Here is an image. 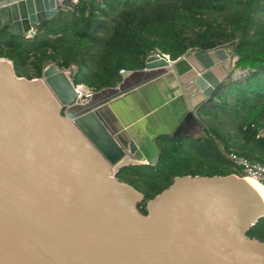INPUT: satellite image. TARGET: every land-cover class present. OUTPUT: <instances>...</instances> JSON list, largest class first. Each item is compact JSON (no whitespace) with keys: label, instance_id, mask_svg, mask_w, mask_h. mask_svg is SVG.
I'll return each mask as SVG.
<instances>
[{"label":"water","instance_id":"obj_1","mask_svg":"<svg viewBox=\"0 0 264 264\" xmlns=\"http://www.w3.org/2000/svg\"><path fill=\"white\" fill-rule=\"evenodd\" d=\"M65 1L0 0V28L24 34ZM232 64L221 47L144 58L142 70L173 73L185 99L170 136L198 125L196 108ZM74 74L49 61L26 79L0 58V264H264V241L246 236L264 216L256 182L175 176L140 213L143 194L115 177L137 164L136 147L109 130L97 102L78 99Z\"/></svg>","mask_w":264,"mask_h":264},{"label":"trees","instance_id":"obj_2","mask_svg":"<svg viewBox=\"0 0 264 264\" xmlns=\"http://www.w3.org/2000/svg\"><path fill=\"white\" fill-rule=\"evenodd\" d=\"M34 28L29 38L0 28V58L15 76L39 77L53 61L75 68L74 84L92 93L114 88L120 69L140 70L154 53L173 60L221 47L243 72L229 73L198 105L200 134H158L154 162L118 169L116 179L143 194L140 213L175 176L240 174L229 153L264 163V0H76ZM246 236L264 241V216Z\"/></svg>","mask_w":264,"mask_h":264},{"label":"crops","instance_id":"obj_3","mask_svg":"<svg viewBox=\"0 0 264 264\" xmlns=\"http://www.w3.org/2000/svg\"><path fill=\"white\" fill-rule=\"evenodd\" d=\"M123 77L118 87L90 98L98 103L96 112L109 130L124 143H134L131 159L148 162L157 152L154 137L170 135L186 111L185 99L171 72L140 69Z\"/></svg>","mask_w":264,"mask_h":264},{"label":"built area","instance_id":"obj_4","mask_svg":"<svg viewBox=\"0 0 264 264\" xmlns=\"http://www.w3.org/2000/svg\"><path fill=\"white\" fill-rule=\"evenodd\" d=\"M76 0H67L63 2L62 4L58 5V10L66 11L71 10L73 5L75 4ZM35 33L34 26H31L28 31H26L23 35L27 38L31 37ZM158 56L168 58L167 55L154 53ZM119 74L121 75V78L125 75H127L130 71H126L124 69H120ZM76 92L78 94V99L81 98L86 99L89 98L92 94L90 90L87 89L82 84H75ZM229 160L238 168V171L240 174H236L239 176H249L251 178L256 179L259 181L263 187H264V163H260L256 160H249L245 157L239 156L234 153H229L227 155Z\"/></svg>","mask_w":264,"mask_h":264},{"label":"rangeland","instance_id":"obj_5","mask_svg":"<svg viewBox=\"0 0 264 264\" xmlns=\"http://www.w3.org/2000/svg\"><path fill=\"white\" fill-rule=\"evenodd\" d=\"M226 50V49H225ZM228 50V49H227ZM226 50V52L228 53V51ZM228 55L230 56V54L228 53ZM232 59V62H233V59L234 58H231ZM69 69H70V71H73L75 68H73V67H69ZM229 73H231L230 74V77L231 78H235V77H238L239 75H242L243 74V72H241L240 70H238L237 68L235 69V68H233V64H232V66H231V68H230V71H229ZM228 73V74H229ZM221 85V84H220ZM220 85H218V87L220 86ZM91 99V98H90ZM81 100H83V98H81L80 99V101ZM200 132H201V130H200V127L199 126H193V128L190 130V131H188V134L189 135H192V136H195V135H198V134H200ZM155 156H153L152 158H154ZM148 162H151V159H150V161H148Z\"/></svg>","mask_w":264,"mask_h":264},{"label":"bare ground","instance_id":"obj_6","mask_svg":"<svg viewBox=\"0 0 264 264\" xmlns=\"http://www.w3.org/2000/svg\"><path fill=\"white\" fill-rule=\"evenodd\" d=\"M243 179L246 180V181L256 182V184H257V188L261 191V193H262V195H263V197H264V187H263V185H262L259 181H257V180L254 179V178H251V177H249V176H243Z\"/></svg>","mask_w":264,"mask_h":264},{"label":"flooded vegetation","instance_id":"obj_7","mask_svg":"<svg viewBox=\"0 0 264 264\" xmlns=\"http://www.w3.org/2000/svg\"><path fill=\"white\" fill-rule=\"evenodd\" d=\"M193 126H196L195 124H193V125H191L188 129V131H190L192 128H193ZM198 126V125H197ZM189 135V134H188ZM182 137V136H181Z\"/></svg>","mask_w":264,"mask_h":264}]
</instances>
